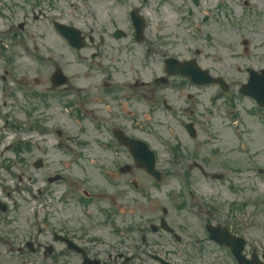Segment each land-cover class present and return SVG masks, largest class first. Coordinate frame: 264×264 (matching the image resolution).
Masks as SVG:
<instances>
[{"label":"flooded vegetation","instance_id":"obj_1","mask_svg":"<svg viewBox=\"0 0 264 264\" xmlns=\"http://www.w3.org/2000/svg\"><path fill=\"white\" fill-rule=\"evenodd\" d=\"M209 2L206 0L209 17L204 22L205 29L219 27L223 32L221 45L230 51L228 54L242 77L248 80L251 68L258 64L264 67V58L257 55L256 41L258 34L264 35V0H221L217 6ZM56 6L54 0L51 4L47 0H0V14L14 20L7 24L13 47L27 49L29 42L38 51L62 45L65 40L57 25L65 23V19ZM23 10H26L24 20L17 22ZM59 10L63 11L60 5ZM115 14L108 6L104 16H94L89 26L85 22L80 25L88 35L90 64L80 57L63 59L61 56L53 60L36 56L25 59L30 60L31 67L37 65L36 70L29 71L30 75L18 74L17 66L10 74L18 80L17 90L25 91L29 127L43 132L44 137L26 142L24 156L12 161L1 152L5 139L0 129V174L5 171L15 183L0 197V264H83L84 255L100 258L106 264H132L111 245L115 240L105 239L108 249L92 244L104 241L89 234L92 224L86 218L90 212L87 205L82 206V195L89 199L93 194L81 186L82 171L88 167L105 170L113 173L115 179H129L130 174L135 177L139 172L144 173L135 168L130 173L120 171V163L129 156L130 147L118 136L138 137L156 127L171 131L169 121L177 113L194 114V107L203 103L197 100L198 94L186 89L198 86L182 77L166 74L164 78L154 76L148 81L143 78L140 67L130 60L136 57L131 50L136 44L130 42L131 36L135 39V33L125 32L119 26L120 17ZM118 30L119 38L115 35ZM158 39L164 41V46L173 47L167 42L171 35ZM143 41L147 42L146 29ZM82 50L72 49L74 54ZM196 52L201 54L197 49ZM171 56L162 54L163 70ZM59 66L66 74H55ZM224 99L218 98L212 103L225 105ZM14 103L17 106L16 98ZM83 115L90 121L91 139H53L51 122L58 120L64 128H81ZM193 122L197 127L200 125ZM82 152L88 154L82 155ZM83 226L90 230H83ZM154 255L138 250L133 258L154 259Z\"/></svg>","mask_w":264,"mask_h":264},{"label":"rangeland","instance_id":"obj_2","mask_svg":"<svg viewBox=\"0 0 264 264\" xmlns=\"http://www.w3.org/2000/svg\"><path fill=\"white\" fill-rule=\"evenodd\" d=\"M158 17H160V12L154 13L153 21H156ZM183 36L185 38L187 37L186 35ZM178 43H180L179 35H178ZM4 64H5L4 62H0V77L5 70ZM0 96L2 103V101L5 98V95L3 94L1 87H0ZM15 115L17 116L16 120L18 122L23 123L25 126H27V118L24 109L18 110L15 113ZM244 122L245 125H247L245 126V128L248 131H251L250 132L251 143H249V145H252L253 147L257 148L259 152L258 157L264 163L263 161L264 127L262 126L261 131L256 132L252 128L255 125L249 124L248 119H246ZM74 132L76 133V131ZM226 132H227V138L225 139V142L222 143L221 145L225 146L227 149H230V144L227 143V141H229L228 138H233V137L231 133L227 131V129ZM81 137H90V135H88V132H82ZM10 154H13L12 150H10L9 154L5 153V155H7L9 158L15 160V157ZM234 154L235 153H227L226 155L227 159L233 158ZM217 162H219V159L218 158L214 159L210 168L218 169L219 166L217 165ZM231 163L236 164L235 160H232ZM88 171H93V173L90 172L89 173L90 177H85V179L81 181L82 184L81 186H83L86 189L97 188V191H95V193H99L100 191H103L102 188H105L104 182L106 181L100 178L99 173L96 169L95 170L88 169ZM193 176L195 177L196 175L193 174ZM237 177L238 176L233 175L234 179ZM244 180H246V178L238 180L239 184L244 185L243 186L244 189L237 193H231V191L225 188L226 185L223 182L221 183L209 182L208 180L195 179V181L197 182L195 183V186L199 191V196L201 198V201L208 206L214 205V207L217 209L215 220L230 223L234 226L235 230L247 233V236L250 238L249 240L250 246H256L260 252H264V183L262 177L259 175L257 177V180L247 182V184L249 183L248 187L245 186ZM84 181L86 182L84 183ZM168 181L169 182L162 185L160 189L153 190L149 188L148 192L150 193L149 194L150 197L149 199H147V201L143 200V202L148 203L150 199L158 200V202L156 203L159 209L162 206H164L171 211L172 216L170 217V221L174 225L180 226L181 224H186L188 228L191 230V221L189 215L183 211L177 210L176 202H178L179 199L177 198V196L169 194L168 189L171 186L172 181L171 179H169ZM144 183L145 185L148 186V182L145 179H144ZM236 202L244 203L246 205L243 207V209H237L234 205V203ZM146 215L147 216L145 220L148 223L150 220L149 219L150 214H146ZM165 239L169 241V239L166 236L161 235V241L158 245L160 249L163 251H165V249L168 250V247H170L169 243L166 242ZM170 250L174 252L173 257L175 258V260H177L180 263H185L188 261L186 252H190L193 254L192 251L193 247L191 243L190 244L186 243V241L182 243L181 247H177V248L170 247ZM208 250L209 252L205 254V261H201L198 259L196 264H209L214 259L220 262V260L216 258L218 251H216V253L212 252L213 250H218V249L217 248L214 249L213 246L209 245Z\"/></svg>","mask_w":264,"mask_h":264}]
</instances>
